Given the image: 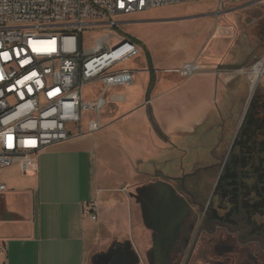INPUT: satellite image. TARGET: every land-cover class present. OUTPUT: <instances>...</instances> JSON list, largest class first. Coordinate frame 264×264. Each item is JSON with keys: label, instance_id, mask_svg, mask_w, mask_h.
<instances>
[{"label": "crops", "instance_id": "0c3cea01", "mask_svg": "<svg viewBox=\"0 0 264 264\" xmlns=\"http://www.w3.org/2000/svg\"><path fill=\"white\" fill-rule=\"evenodd\" d=\"M149 55L150 63L139 45L130 59L134 68L126 65L131 82L107 89L112 114L101 117L100 130L46 146L26 170L19 161L0 168L6 264H169L174 187L149 174L146 160L171 147V135L185 147L201 130L214 141L212 150H220L225 123L209 95L223 83L213 68L203 70L186 87L193 97L207 96L194 97L185 118L136 119L135 110L154 109L183 82ZM91 203L95 220L83 211ZM160 205L167 210L160 212Z\"/></svg>", "mask_w": 264, "mask_h": 264}, {"label": "built area", "instance_id": "2783aa9c", "mask_svg": "<svg viewBox=\"0 0 264 264\" xmlns=\"http://www.w3.org/2000/svg\"><path fill=\"white\" fill-rule=\"evenodd\" d=\"M185 1L198 0H0V168L19 161L26 170L46 146L100 130L104 91L85 101L84 88L131 82L133 69L124 63L137 55L138 43L109 31L84 48L86 28ZM199 70L197 62H185L178 73L188 78ZM235 71L259 82L264 55ZM4 189L0 182V196ZM83 211L97 218L94 204ZM7 258L0 241V264Z\"/></svg>", "mask_w": 264, "mask_h": 264}, {"label": "rangeland", "instance_id": "374dc122", "mask_svg": "<svg viewBox=\"0 0 264 264\" xmlns=\"http://www.w3.org/2000/svg\"><path fill=\"white\" fill-rule=\"evenodd\" d=\"M115 21L118 23L110 27L86 28L82 33L83 47L90 48L97 37L112 31L137 41L144 52L150 53L153 59L161 60L162 67L171 69L178 75L180 81L183 80L176 90L159 99L154 109H137L131 117L139 120L183 119L187 116L194 97L197 96L203 101L207 96L206 93L195 92L193 97L194 92L186 87L188 79H195L197 73L210 68L222 75V90L220 91L218 87L216 92L209 95V101L216 108V116L222 119V124L225 123L220 150H212L215 146L214 141L201 130L188 140L185 147L179 146L177 137L171 135L172 146L159 151L146 161H149L152 168L149 174L163 179L164 182L172 181L174 188L171 190L174 192L176 191L174 180L183 173L188 175L194 171V174L186 178V185L195 193L196 199L207 201L211 195L232 196L234 190L225 185L226 180L223 178L219 180L220 169L231 152L255 93L259 95L264 105V76L256 83L250 94L249 79L236 73L235 69L248 68L264 55V0H240L238 3L231 0L185 1L118 16ZM191 59L197 60L200 70L188 78L181 77L178 70ZM132 62L136 61L128 60L124 67L129 64L130 68H134ZM99 91H104L105 99L100 117H109L112 114L109 110L113 108L110 89L104 90L100 84H90L84 88L83 98L85 101H93L101 94ZM251 128L255 132L247 137L255 139L257 145L262 144L260 142L264 141L262 133L264 127L258 128L253 125ZM240 146L241 144H238V147ZM236 152L240 154L238 148ZM146 161L143 162L144 166H147ZM254 161L258 168L264 169V153L255 155ZM209 164L214 166L204 168ZM242 180L249 186L252 185L250 183H255L254 179ZM217 184L220 187L216 188ZM253 191L247 198L254 202L255 206L247 205L258 218L257 213L264 209V200L262 201V197ZM226 204L232 205L229 200ZM172 206L174 211L178 210L181 211V215L183 214V210L176 209L174 204ZM166 210L165 205H160V212ZM262 218L264 217H261V220Z\"/></svg>", "mask_w": 264, "mask_h": 264}, {"label": "flooded vegetation", "instance_id": "af4514ba", "mask_svg": "<svg viewBox=\"0 0 264 264\" xmlns=\"http://www.w3.org/2000/svg\"><path fill=\"white\" fill-rule=\"evenodd\" d=\"M194 173L174 180L173 204L184 212L173 213L169 264H264V210L256 218L249 208L230 206L222 197L196 199L186 185V178Z\"/></svg>", "mask_w": 264, "mask_h": 264}, {"label": "trees", "instance_id": "16d2710c", "mask_svg": "<svg viewBox=\"0 0 264 264\" xmlns=\"http://www.w3.org/2000/svg\"><path fill=\"white\" fill-rule=\"evenodd\" d=\"M146 56L148 62L150 63L151 60L148 52H146ZM261 101L262 99L259 98L257 93H255L252 100L250 101L248 110L245 114L238 134L235 137L231 152L223 164L222 172L219 176V180L220 178L225 179L227 182L225 185L230 186L228 188L233 189L235 194H232V196L229 197H227V195H223L220 196V198L222 197L225 203L229 200L230 204L236 207L238 206L239 208H241L240 206L249 208L247 204L255 206L254 202H250L247 198L248 194L254 192L253 190H255L262 197V201L264 200V169L258 168L257 165L254 164L255 155H261L264 153V141L262 140L260 142L262 143L260 144L262 146H260L257 145L255 139L247 137V135L253 134L255 132L251 126L256 125L258 128L264 127V105ZM261 112L262 114H260ZM262 129V133L264 134V128ZM238 144H241V146L238 147ZM257 147L260 149H256ZM237 148L240 151V154L239 152H236ZM248 164L251 166H248ZM244 178L254 179L255 183H250L252 185L249 186L242 180ZM236 179L240 181H236ZM217 187L220 186L217 184L216 188Z\"/></svg>", "mask_w": 264, "mask_h": 264}, {"label": "bare ground", "instance_id": "6f19581e", "mask_svg": "<svg viewBox=\"0 0 264 264\" xmlns=\"http://www.w3.org/2000/svg\"><path fill=\"white\" fill-rule=\"evenodd\" d=\"M255 85H256V80H254V81L250 84V94H252Z\"/></svg>", "mask_w": 264, "mask_h": 264}, {"label": "water", "instance_id": "95a60500", "mask_svg": "<svg viewBox=\"0 0 264 264\" xmlns=\"http://www.w3.org/2000/svg\"><path fill=\"white\" fill-rule=\"evenodd\" d=\"M249 99H250V97H249ZM248 102H249V101H248ZM246 108H247V107H246ZM161 184H164V183L160 182V185H161ZM164 185H167V184H164ZM167 186H168V185H167ZM169 187H170V185H169Z\"/></svg>", "mask_w": 264, "mask_h": 264}]
</instances>
